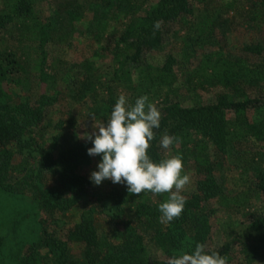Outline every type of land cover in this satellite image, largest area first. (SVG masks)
Wrapping results in <instances>:
<instances>
[{
	"label": "trees",
	"instance_id": "1",
	"mask_svg": "<svg viewBox=\"0 0 264 264\" xmlns=\"http://www.w3.org/2000/svg\"><path fill=\"white\" fill-rule=\"evenodd\" d=\"M76 1L55 0L57 10L66 18H61L60 23L56 21L60 29L55 33L58 40H62V31L69 23L80 18L78 10L72 8ZM236 1L224 5L222 10L233 9ZM248 1L254 10L259 8L263 13L264 0ZM121 2L133 21L119 33L110 79H103L99 69L86 59L82 63L84 75L68 105L83 106L88 119L100 122L110 118L121 94L127 96L129 103H134L139 96H148L149 102L155 103L161 112L160 128L154 130L155 139L148 154L157 162L166 159L161 137L165 134L177 137L179 142L169 149L194 167L197 192L186 198L183 212L172 222L163 221L158 211L169 193L135 195L126 188L125 198L118 191L110 192L107 197L114 206L109 218L115 231L121 233V243L109 245L98 234L90 209L83 211L74 224L57 227L50 222H56L51 220L52 216L73 208L79 196L94 192L89 180L92 159L87 155L88 148L67 145L55 153L52 147H39L36 166L30 168L16 191L38 200L51 218L39 219V230L19 264H168L169 257L182 251L191 252L197 243L204 244L209 253L218 252L226 257L228 264L233 260L235 245L236 253L243 256L242 264L264 260V213L220 247L208 246L209 216L221 207L229 209L233 203L211 176L216 166L215 153L228 156L235 141L253 138L261 148L250 160L257 170L254 190L264 196V169L255 163L257 158L260 163L264 159V118L252 123L247 119L252 112L264 111V65L223 57L208 60L198 85L208 84V91L221 89L215 102L184 106L166 104L165 99L155 101L175 81L174 60L168 59L160 66L149 65L145 62L147 54L161 46L173 24L185 23L195 41L212 38L222 10L198 12L190 0H157L153 5L147 4V0H102L99 5L107 11L109 6ZM35 5L36 0H0V34L12 26L15 33L11 39L21 47L20 52L0 50V188L10 181L15 155L30 148L26 138L39 132L47 107L57 101L52 95L54 91L46 89V82L49 78H64L60 73L64 62L59 58L47 59L45 45L49 35L43 32L45 27L35 16ZM157 22L159 28L155 27ZM104 28L97 30L98 41ZM35 77L38 82L34 84ZM226 91L245 95L254 91L256 97L229 100ZM22 163L25 167L30 164L26 159ZM161 221L166 223L165 227H161ZM144 234H152L151 242L163 253V258L151 257ZM71 245L82 247L81 260L70 259Z\"/></svg>",
	"mask_w": 264,
	"mask_h": 264
},
{
	"label": "rangeland",
	"instance_id": "2",
	"mask_svg": "<svg viewBox=\"0 0 264 264\" xmlns=\"http://www.w3.org/2000/svg\"><path fill=\"white\" fill-rule=\"evenodd\" d=\"M101 1L77 0L72 8L78 10L80 18L70 22L62 31V40H58L59 36L55 33L60 29L56 26V21L60 23V19L65 16L64 13L57 10L55 0H36L35 16L45 27L43 32L49 35L45 45L47 59L59 58L64 62L60 68L64 78L57 80L49 78L46 82V89L54 91L52 95L57 101L47 107L39 132L26 138L27 142H30V148L15 155L10 181L5 187L0 188V264H19L39 230L37 229L40 225L39 219L51 218L44 213L38 200L27 194L19 195L16 191L30 168L36 166L39 147H52L55 153L58 152L59 147L67 145L80 144L83 147H92L91 142L81 137L85 131L91 132L92 126L99 122L88 119L83 106L69 107L70 97L78 90L79 81L84 75L82 63L86 59L99 69V75L103 79L106 81L110 79L119 33L125 25L133 21L130 20L131 13L123 2L109 6L106 11L99 5ZM156 1L147 0V4L153 5ZM231 1L190 0V4L198 12L208 10L214 13L224 9L222 7ZM235 4L233 9L220 12V22L212 38L193 40L192 33L188 31L185 23L173 24L169 27V33L164 37L161 46L145 57L147 64L155 66L163 65L168 59L174 60L175 81L166 94H160L155 101L165 99L166 104L180 103L184 106H201L215 102L217 96L221 94V89L217 90L218 92L208 91L210 89L208 84L201 87L198 85L208 60L223 57L250 65H264V11L262 13L259 8L254 10L248 0H237ZM50 27L56 28L52 30L53 28ZM99 28H104V31L99 33L98 41L96 33ZM14 33L13 27L9 26L0 34V50L21 51L17 41L11 39ZM35 79L34 84L38 82L37 77ZM226 92H229L225 94L229 100L242 101L246 97H256L254 91H249L246 95ZM261 118H264V111L259 110L249 114L247 119L252 123ZM260 149L253 138L246 137L233 143L228 156L214 154L216 166L211 176L233 203L230 204L229 209L221 207L209 216L211 239L208 246L212 249L220 247L226 240L239 234L245 225L264 213V196L254 190L257 170L250 161ZM163 151L166 158L175 155L170 149ZM24 159L30 163L28 167L22 163ZM91 159L89 174L97 169L100 157L95 156ZM255 163H259L260 168L264 169V159L260 163L257 158ZM183 169L190 176V183L181 192L186 199L196 193L197 189L194 167L183 162ZM92 187L94 188L92 194L89 193L87 196L84 194L79 196L80 198L75 196L79 198V202L70 210L59 213L55 215L56 217L52 216L51 220L56 222H50L57 227L74 224L79 221L83 211L90 209L94 226L100 237L108 241L109 245H119L121 233L116 232L111 224L109 217L113 212L111 208L114 204L107 195L118 191L126 198L127 187L123 183L113 184L107 180L99 186L92 184ZM141 194L151 195V192L145 191ZM160 225L165 227L166 223L161 221ZM151 237L152 234H144V243L149 254L155 259L163 258V253L151 242ZM81 248L77 245L70 246L71 260L82 259ZM233 251V260L229 264L244 263L243 256L236 253L237 245L233 247ZM252 264H264V260H255Z\"/></svg>",
	"mask_w": 264,
	"mask_h": 264
},
{
	"label": "clouds",
	"instance_id": "3",
	"mask_svg": "<svg viewBox=\"0 0 264 264\" xmlns=\"http://www.w3.org/2000/svg\"><path fill=\"white\" fill-rule=\"evenodd\" d=\"M159 26L157 22L155 27ZM160 120L161 112L155 103L149 102L148 96H139L129 103L127 96L121 94L110 118L93 125L92 131H85L81 138L92 144L87 155L100 157L97 169L89 176L93 185L107 180L123 183L132 194L169 193L158 211L163 221L172 222L184 210L186 199L181 192L190 183V176L184 172L180 155L157 162L148 154ZM178 142L177 137L165 134L160 145L167 150ZM168 264H228V259L218 252H207L204 244L197 243L191 252L182 251L169 257Z\"/></svg>",
	"mask_w": 264,
	"mask_h": 264
}]
</instances>
